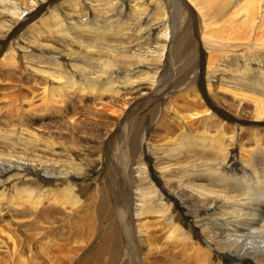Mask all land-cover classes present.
Here are the masks:
<instances>
[{"label":"bare ground","instance_id":"obj_1","mask_svg":"<svg viewBox=\"0 0 264 264\" xmlns=\"http://www.w3.org/2000/svg\"><path fill=\"white\" fill-rule=\"evenodd\" d=\"M177 258L264 264V0H0V264Z\"/></svg>","mask_w":264,"mask_h":264},{"label":"rangeland","instance_id":"obj_2","mask_svg":"<svg viewBox=\"0 0 264 264\" xmlns=\"http://www.w3.org/2000/svg\"><path fill=\"white\" fill-rule=\"evenodd\" d=\"M177 28V29H176ZM175 29H174V31H175V33H177V35H176V39H177V37H178V35H180V29L178 28V26L176 27ZM200 32L202 33V36H204L205 38H208V36L209 37H212V36H214L215 37V39H217V36L218 35H216V34H212V35H210V34H206L205 35V33L202 31V30H200ZM219 37V36H218ZM200 40V43H201V36H199L198 37V41ZM189 59H191L192 58V60L194 61V57L193 56H190V57H188ZM206 68V65H205V67H204V69ZM166 80L168 81V82H171L172 81V83L171 84H167V83H164V84H167V85H170V86H172L175 82H176V80L174 79V77H173V74L170 72V71H168V73H167V76H166ZM198 91V90H197ZM198 95H200V94H198ZM190 97H192L191 95H190ZM182 98H184V95H182ZM181 103L180 102H176L175 103V105H174V107H172L171 105L166 109V113H165V115H163V117H164V119H166V121H168V122H171L172 124H176L177 123V121L176 120H172V118L173 117H183L184 116V113L182 112V110H181V108L179 107V105H180ZM161 111L159 110V113H160ZM180 118V119H181ZM194 120H195V118H194ZM139 121V120H138ZM137 121V115L133 118V120L131 121L132 123H137L138 122ZM148 121H149V119H146V123H148ZM176 121V122H175ZM174 122V123H173ZM194 123V125H195V121L193 122ZM131 125L129 124V127H130ZM199 129V128H198ZM195 130V129H194ZM200 130V129H199ZM198 130V131H199ZM196 133H198V132H196ZM195 133V134H196ZM119 145V147H120V149H121V146H120V144H118ZM120 151H122V149L120 150ZM183 264L184 263V261L181 259V258H177L176 259V264ZM187 264H188V261L186 262ZM166 264H167V262H166Z\"/></svg>","mask_w":264,"mask_h":264}]
</instances>
